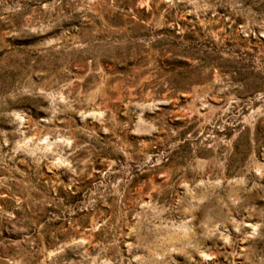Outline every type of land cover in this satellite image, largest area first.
Returning a JSON list of instances; mask_svg holds the SVG:
<instances>
[{
  "label": "rangeland",
  "instance_id": "374dc122",
  "mask_svg": "<svg viewBox=\"0 0 264 264\" xmlns=\"http://www.w3.org/2000/svg\"><path fill=\"white\" fill-rule=\"evenodd\" d=\"M0 264H264V0H0Z\"/></svg>",
  "mask_w": 264,
  "mask_h": 264
},
{
  "label": "bare ground",
  "instance_id": "6f19581e",
  "mask_svg": "<svg viewBox=\"0 0 264 264\" xmlns=\"http://www.w3.org/2000/svg\"><path fill=\"white\" fill-rule=\"evenodd\" d=\"M255 230H256V228H255V227H252V231H251V233L254 232Z\"/></svg>",
  "mask_w": 264,
  "mask_h": 264
}]
</instances>
